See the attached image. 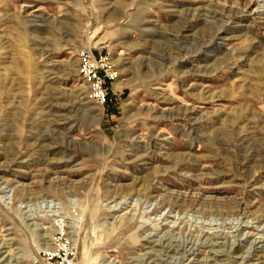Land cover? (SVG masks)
Instances as JSON below:
<instances>
[{"label":"rangeland","instance_id":"rangeland-1","mask_svg":"<svg viewBox=\"0 0 264 264\" xmlns=\"http://www.w3.org/2000/svg\"><path fill=\"white\" fill-rule=\"evenodd\" d=\"M65 253L264 264V0H0V264Z\"/></svg>","mask_w":264,"mask_h":264},{"label":"built area","instance_id":"built-area-1","mask_svg":"<svg viewBox=\"0 0 264 264\" xmlns=\"http://www.w3.org/2000/svg\"><path fill=\"white\" fill-rule=\"evenodd\" d=\"M77 70L87 83L91 98L102 103L106 94L105 81L113 78V71L108 63V58L101 55L96 57L87 49H80L77 52ZM64 255L65 259L61 264H66L67 260H70L66 253Z\"/></svg>","mask_w":264,"mask_h":264},{"label":"bare ground","instance_id":"bare-ground-1","mask_svg":"<svg viewBox=\"0 0 264 264\" xmlns=\"http://www.w3.org/2000/svg\"><path fill=\"white\" fill-rule=\"evenodd\" d=\"M67 234H68V232H67ZM69 245V249L68 250H70V248H71V250H72V246H74L75 245V243L73 242V240H71V239H69V243H68ZM45 246H46V248L48 249V250H46L45 249V251H53V250H55L56 248H54L53 246H52V244H50L49 242H46V244H45ZM74 249H75V247H74ZM73 249V250H74ZM73 258V257H72ZM72 262H74V259H72Z\"/></svg>","mask_w":264,"mask_h":264}]
</instances>
